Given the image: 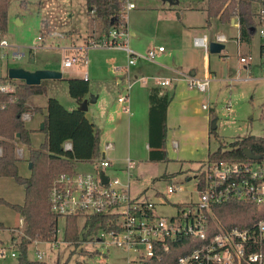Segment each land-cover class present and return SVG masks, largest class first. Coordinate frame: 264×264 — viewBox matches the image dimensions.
I'll list each match as a JSON object with an SVG mask.
<instances>
[{
    "label": "rangeland",
    "instance_id": "1",
    "mask_svg": "<svg viewBox=\"0 0 264 264\" xmlns=\"http://www.w3.org/2000/svg\"><path fill=\"white\" fill-rule=\"evenodd\" d=\"M129 1L134 4L135 9L126 11L128 45L132 40L130 38L131 32L136 31L137 35L144 36L141 32V28L144 26L143 30L149 38L147 42L137 38L136 46L141 51L140 55L145 54L146 45L151 49L162 46L169 52L170 21L173 23L175 19L174 13L169 11L170 5L162 0ZM177 1L179 8L192 6L194 10L190 11L188 15L190 23L197 28L206 29L202 32L207 33L209 39L224 34L228 38L225 44L226 49L228 53L233 55H230L229 60H225L224 55L227 54L225 50L220 54H209L210 70L215 73V77H213L214 75L210 76L208 94L205 93L203 97H198L199 101L194 105L192 116L196 120L187 123L192 129H195L198 117L207 113L209 114L208 129L211 128L213 120H216L217 138L210 135L208 131L207 136L193 140V134L186 131L188 144L184 146L178 143V148L170 145V157L167 156V162H149L147 161V149L141 142L135 144L136 139L133 137L130 148L124 144L116 147L114 152L108 154V157L113 159L116 168L121 169V172L112 171L113 169L106 171L109 176L118 177L125 181L127 178L125 161L129 157L132 163V168L128 172L131 179V196L137 197L141 194L140 197L143 200H152L158 204L164 200L170 205L185 203L190 199L191 193H194L196 186L195 170L201 166L195 161L202 159L206 161L208 153L217 151L221 146L224 150H229L231 143L237 139L264 135V120L260 117L264 103V83L260 79L262 58L260 57V43L257 36L253 37L250 45L252 61L250 73H248L237 60L235 43L230 39V32L225 31L215 19L211 20V26L207 29L203 13L206 0ZM9 3L8 29L5 36L2 37L9 46L0 47V78L8 75L11 69L17 68L31 72L51 70L61 73L63 79L47 82L50 85L48 98L60 97L62 99V95L70 98L68 97L66 80L77 78L80 71L82 72L85 68L78 66L64 68V58L71 54L72 49L86 48L88 44L97 42L95 39L99 36L107 35L106 31L103 30V22L96 18L94 13L90 14L83 0H10ZM253 8L255 10V5ZM166 12L168 13L166 14ZM94 35L99 36L93 37ZM132 45L129 47L132 48ZM230 49H232L231 52ZM185 50L196 54L191 65L197 72V76H200L203 73L201 51L194 53L191 44H186ZM91 51V54L95 53V50ZM15 54L22 55V57L19 59ZM113 54L117 62L122 64L121 58L118 57L117 59V52ZM188 69L185 68L184 74L180 76V79H184L186 84L190 78L197 79L189 74ZM121 71L126 72L125 69ZM114 77L112 70L108 69V72L104 73L103 76L91 79L90 84H115ZM131 80L133 81V79ZM141 81H143L142 78L136 83L141 85L149 83L146 78L144 83ZM128 83L127 79L125 81L122 79V84ZM187 87L191 91H197L188 85ZM87 117H90L89 113ZM26 124L28 127L34 126V123L31 122ZM107 136L108 133L105 132L101 138V150L107 142ZM43 139V133L34 131L32 133V148H39ZM21 154H23L24 160L21 158ZM17 156L20 159V175L26 178L30 177L28 149L19 144ZM75 171L91 172L92 167L78 163ZM165 173L172 176L171 180L159 179ZM188 178L192 179L188 180ZM171 183L181 184L182 190L174 194H167V189ZM25 188L26 186L18 184L12 178H1L0 199L21 205L25 200ZM143 192L145 193L142 194ZM156 193L163 197H156ZM192 196L194 195L192 194ZM171 212H173L171 209L164 206L157 209L160 216L170 215ZM0 221L6 226L5 230L0 231V239L3 241H0V253H4L0 255V264H18V258L12 257V254L18 255L16 247L10 241L12 236H16L15 242H17L21 236V226L19 229L15 228L20 225L19 215L0 203ZM79 226L81 227V222H79ZM57 228L59 232L55 242L42 243L37 241L36 244L35 242L32 243L28 252L30 260L37 261L35 251L39 250L43 253L41 261L46 264H65L66 260H68L67 264H125L126 255L115 248H104L93 245L91 242L77 246L65 243L63 240L64 218L58 220ZM81 251L88 253L95 251L96 254L91 257L83 255Z\"/></svg>",
    "mask_w": 264,
    "mask_h": 264
},
{
    "label": "built area",
    "instance_id": "2",
    "mask_svg": "<svg viewBox=\"0 0 264 264\" xmlns=\"http://www.w3.org/2000/svg\"><path fill=\"white\" fill-rule=\"evenodd\" d=\"M256 1L258 9L255 14V35L260 43V79L264 83V0ZM133 9V3L123 0L125 25L112 28L107 35L88 44L86 48L72 49L71 54L65 56L63 67H85L86 51L90 48L124 51L128 66H134L140 59L154 62L157 54L164 51L163 47L140 55L128 46L126 11ZM225 41V37L221 35L215 38L216 43L222 44ZM209 43L206 35L192 40L193 46L205 53ZM8 46L6 40L0 39V47ZM15 56L19 59L22 57L19 54ZM251 61L250 56L239 57L241 64ZM82 79L89 80L86 72ZM209 83L208 77L202 80L190 78L187 85L206 93ZM155 84L161 88L169 87L172 80L155 79ZM129 87L130 85L128 89ZM15 90L16 87L10 80H0V93L13 94ZM127 99L126 96L118 99L126 113L129 112ZM23 120H29V114L24 115ZM64 149L70 150V144L66 143ZM111 149V144L103 146L102 157L90 164L91 172L60 173L53 179L48 193L52 214L64 220L67 217H77L81 226L87 218L93 216L109 217L106 229L91 236L90 242L123 252L127 257L125 264H264V216L248 227H226L215 212L216 207L230 203H247L256 207L264 205V150L259 155L253 153L257 159L246 158L242 162L206 160L195 170L196 186L190 199L185 203L170 205L164 200L159 204L143 200L141 194L131 196L128 172L132 163L129 159L125 161V181L109 176L106 171L111 169L112 164L105 158V153ZM2 153L0 147V156ZM102 176L106 177V183ZM181 190V184L171 183L167 194ZM163 206L173 212L160 216L157 209ZM21 223L23 225V219ZM58 232L57 228V234ZM15 245L16 242L13 243L14 247ZM35 252L37 261H41L43 253L39 250ZM17 256L12 254V257Z\"/></svg>",
    "mask_w": 264,
    "mask_h": 264
},
{
    "label": "trees",
    "instance_id": "3",
    "mask_svg": "<svg viewBox=\"0 0 264 264\" xmlns=\"http://www.w3.org/2000/svg\"><path fill=\"white\" fill-rule=\"evenodd\" d=\"M90 14L103 22V30L108 31L119 25H125L123 17V0H83ZM10 0H0V39L7 33ZM253 2L256 0H207V23L216 18L220 23H229L237 19L239 25V41L249 43L255 33V14ZM3 81L10 80L16 87L13 94L0 93V178H12L18 184L26 186L25 200L22 205L12 204L6 200L0 203L14 210L23 219L20 229L21 236L16 242L18 264H46L42 261L30 260L28 252L33 242L52 243L57 238L58 220L50 211L48 193L53 179L60 173H72L78 163H95L101 158L100 134L95 125L85 114L66 110L55 98H48L45 106L43 128L38 131L44 134V140L39 148H32V130L27 128L23 116L37 114L41 109L31 105V99L36 95L46 93L48 81H42L38 86H29L25 81L11 80L6 76ZM69 96L82 102L88 94V81L83 79L66 80ZM148 113V159L149 162H167L165 154L166 141V111L171 96L158 88L149 90ZM261 119L264 120V103L261 108ZM210 135L217 138L216 130H210ZM69 143L70 150L64 145ZM29 151L28 162L31 164V175L22 177L19 172L20 159L17 156L18 145ZM250 150L261 154L264 150V135L248 136L231 143L229 150L221 146L217 151L209 153L207 160L224 162H242L243 154ZM170 174H163L159 179L171 180ZM221 223L226 226L248 227L264 216V205L260 207L247 203H230L215 208ZM109 217L93 216L87 218L80 227L77 217L65 219L63 240L65 243L77 246L90 242V237L98 231L105 230ZM0 223V231L5 230ZM12 241L16 238L13 236ZM84 255L94 256L96 252ZM179 253V252H178ZM179 255V254H178ZM68 263L66 260L65 264Z\"/></svg>",
    "mask_w": 264,
    "mask_h": 264
},
{
    "label": "crops",
    "instance_id": "4",
    "mask_svg": "<svg viewBox=\"0 0 264 264\" xmlns=\"http://www.w3.org/2000/svg\"><path fill=\"white\" fill-rule=\"evenodd\" d=\"M178 5L179 3L176 5H170L169 8V11L174 13V17H175L173 23L170 21V34H169L170 50H168L169 52H167L166 49L164 48L163 52L157 54L154 62H148L146 60L140 59L137 60L134 66H128L127 65L128 58L124 51L106 49V48L105 49L90 48L86 51L87 65L83 67L85 69L82 72L80 71L79 73L80 77L78 76L77 78H71V79H82L83 74L85 72L88 74L89 91L87 96L85 97V100L89 101L92 98L95 100V102L92 104L88 103L87 111L84 114L85 117L90 122H92L95 125V127L99 130L100 149H101V140H102L101 138L103 137L105 132L108 133V136L106 137L107 142L105 144H111L112 149L109 150L107 153H105V158H107L111 162L112 164L111 170L113 169L112 171L115 170L116 172L120 173L121 169L116 168L115 162L113 161V159L108 157V154L114 152L116 147L123 146L124 144L128 146V148H130L133 143L132 142L133 137H135L136 139L135 144L141 142V144L145 146V148L147 149V159H148V151H149L148 95H149V90L152 88H158L159 90H161V92H165L171 96V101L166 111V141H165L166 159L167 156L170 157V145H172L174 148H178V143L184 146L188 144L189 140L186 138V134H185L186 131H190L193 134L194 136L193 140H199L202 136H207L208 131L210 134V129H208V123H207V120H209V114L207 113L206 115L202 114L200 115V117H198L195 123L196 125L195 129H192L190 125H187V123H190V121L196 120L194 119L195 117L192 116L194 111V105L197 104V102L199 101L198 97H203V94L205 93H200L197 91L194 92L189 90L187 84L185 83V80L180 79V76L184 74L185 68H189L188 69L189 74L191 76L196 77L197 79L201 80L205 77H208L210 79V76L213 75H214L213 77H215V73L210 70V66H209V62H210L209 54L211 53H209V50L205 53L203 50L195 48L192 44V40L195 37L206 35L209 42H215L216 36L213 39H209L207 33L202 32L203 30L206 29L197 28L190 23L188 15L190 11L194 10L191 5L182 8H179ZM254 5H255V10L253 8ZM206 7L207 4L203 9V13L205 15V24L208 29L211 26L212 19H210V22L207 23ZM252 8L254 14H256L258 9L257 1L253 2ZM167 13L168 12H166V14ZM213 19L218 21V19L216 18ZM220 24L222 25V28L225 31L230 32V39L233 40L235 43V50H236L235 52L238 62H239V57L251 56L250 45L253 37L256 36L255 33L249 43H242L239 41V25L237 19L232 18L229 23H220ZM143 27L141 28V32L144 34V36L142 37L141 35H137L136 31L130 33V38L132 40L131 42H129L128 46L133 44L132 48L130 47L129 48L134 53H139V54L141 53L140 49L137 48L136 46L137 38L138 39L140 38V40L142 39V41L144 42H147L149 38L148 34L144 32ZM99 35H94L93 37H97ZM220 35L224 36L226 39V41L222 44L224 45L223 50L227 51V54L224 55L225 60H229L231 54L228 53V50L226 49L225 46L228 38L224 34H220ZM100 38H102V35L95 40L99 41ZM186 44L188 45L191 44V48L193 49L194 53L196 51H201V55H203L202 58L203 73L200 76H197V72L194 70V67L191 65L192 59L196 57V54H192L190 51L185 50ZM146 49L147 50L145 51V53L148 50H151V48L148 45H146ZM91 50H95V53L91 54L90 53L92 52ZM231 50L232 49H230L229 51L231 52ZM116 52L118 55L117 59L118 57H120L121 58L120 61L123 62L122 64H120V62L119 63L117 62L116 57L113 54ZM241 65L245 71L250 73L249 69L251 66V62ZM108 69L112 70L113 75H115L114 77L115 84H107V83L90 84L91 79L93 80V78L95 77L103 76L104 73L108 72ZM122 69H125L126 72H122L121 71ZM5 77H2L0 79H3ZM140 78H143V81L141 82L144 83V79L146 78V80H148L149 83L148 84L144 83L142 85L136 83L140 81ZM122 79L124 81L127 79L129 83L122 84ZM131 79H133V81ZM155 79H171L173 84L169 87L161 88L155 84ZM128 85H130L129 89H128ZM49 86H50L49 84H46V93L44 94L45 96L36 95L33 96L31 99V105L33 107L41 109V111L37 114L34 115L29 114V120L25 121V123L27 122L34 123V126L32 127L27 126L28 129L32 130V133H34V131H38L40 129L39 127L43 123V119L46 114L45 111L46 101L49 97L47 95ZM206 93L208 94V90ZM122 96L128 97L126 103L129 109L128 113L124 112L123 105L118 103V99ZM55 99L58 100V102L68 111L77 110L79 106V103L77 101L73 100L71 97L67 98L65 95H62V99H60V97H55ZM88 113L90 117H87ZM102 155H103V149L101 150V157ZM126 159H129V157H127ZM195 162L202 164L205 161H203L202 159ZM83 165L91 166L90 164L87 165V163H84ZM144 193L145 192H143L142 194ZM157 194L158 193H156L155 196H157ZM19 220H20V225L15 227L17 229H19L20 226H22L21 223L22 217L20 215H19ZM0 223L4 224L1 221ZM12 237L10 241L11 244L14 243L12 241ZM14 237L16 238V236ZM0 241L2 240L0 239Z\"/></svg>",
    "mask_w": 264,
    "mask_h": 264
},
{
    "label": "water",
    "instance_id": "5",
    "mask_svg": "<svg viewBox=\"0 0 264 264\" xmlns=\"http://www.w3.org/2000/svg\"><path fill=\"white\" fill-rule=\"evenodd\" d=\"M163 2L168 3L169 5H176L178 4L177 0H162ZM224 49V45L216 42H210L209 43V53L211 54H219ZM8 78L11 80H17V81H25V83L29 86H38L42 81H49V80H62V74L58 72H54L51 70H37V71H27L25 69L17 68V69H11L8 72ZM95 100L91 98V100H83L79 103V106L77 108V111H80L82 113H85L87 111L88 103H94ZM43 128V125L40 126V129ZM216 129V120H213L211 124L210 130ZM245 158L248 159H257V156L252 153L250 150H245L243 152ZM31 169V164L29 166ZM102 180L104 183L107 182L106 177L102 176ZM188 180H191V178H188Z\"/></svg>",
    "mask_w": 264,
    "mask_h": 264
}]
</instances>
